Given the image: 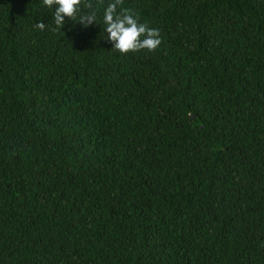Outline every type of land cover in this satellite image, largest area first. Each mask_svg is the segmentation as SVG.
Masks as SVG:
<instances>
[{
	"label": "trees",
	"instance_id": "16d2710c",
	"mask_svg": "<svg viewBox=\"0 0 264 264\" xmlns=\"http://www.w3.org/2000/svg\"><path fill=\"white\" fill-rule=\"evenodd\" d=\"M122 9L157 49L0 0V264H264V0Z\"/></svg>",
	"mask_w": 264,
	"mask_h": 264
},
{
	"label": "clouds",
	"instance_id": "9594fccd",
	"mask_svg": "<svg viewBox=\"0 0 264 264\" xmlns=\"http://www.w3.org/2000/svg\"><path fill=\"white\" fill-rule=\"evenodd\" d=\"M43 6L53 10L54 24L59 27L71 24L87 30L100 25L106 32V40L112 48L121 54L137 51H154L161 44L160 32L156 28L142 23L139 17L128 9H120L121 0H113L99 15L92 4H83L81 0H42ZM98 19L101 22L98 23ZM37 28L44 30L46 23H37Z\"/></svg>",
	"mask_w": 264,
	"mask_h": 264
}]
</instances>
